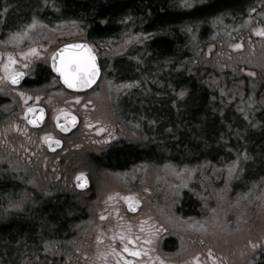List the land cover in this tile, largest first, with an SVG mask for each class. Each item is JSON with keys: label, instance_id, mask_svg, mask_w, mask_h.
<instances>
[{"label": "flooded vegetation", "instance_id": "obj_1", "mask_svg": "<svg viewBox=\"0 0 264 264\" xmlns=\"http://www.w3.org/2000/svg\"><path fill=\"white\" fill-rule=\"evenodd\" d=\"M6 7L0 4V198L7 203L20 197L25 204L57 199L69 204V218L61 233L51 227L50 236H38L39 247L23 253L20 264H59L53 243L64 240L81 247L71 252L70 264H218V241L212 234L215 179L208 191L191 182L172 199L164 194L166 185L159 188L161 183H153L141 169L166 161L155 162L147 156L130 161L110 159L116 150L142 147L120 138L114 124L101 119L93 103L105 72L99 54L103 39L90 42L88 25L82 21L87 20L79 16L36 17L37 29L60 34L49 40L46 33L31 31L39 39L21 38L15 43L11 37L30 19L8 17ZM72 42L87 43L98 60V79L87 89L64 86L51 70L54 51ZM140 128L136 123V129ZM90 142L98 144L92 152ZM91 167L103 173L102 177L108 176L98 189V203H92L95 208L87 202L93 188ZM20 169H35L36 174ZM84 182L86 187L79 188L78 183ZM159 206L162 212L157 211ZM3 211L14 210L5 207ZM18 213L26 216L32 211L21 207ZM208 224L211 231L205 238ZM78 229L84 236L74 237ZM258 237L254 260L246 264H264V234ZM173 253L176 259L169 258Z\"/></svg>", "mask_w": 264, "mask_h": 264}, {"label": "trees", "instance_id": "obj_2", "mask_svg": "<svg viewBox=\"0 0 264 264\" xmlns=\"http://www.w3.org/2000/svg\"><path fill=\"white\" fill-rule=\"evenodd\" d=\"M251 1L191 0L188 5L184 2V6L181 0H0V4H8V17L25 21L32 17L46 20L66 16L84 18L87 21H82L88 25L87 39L95 44L101 39L105 42L106 39L120 38L125 31V35L135 33L136 40L142 38L120 58L110 62V69H107L112 78L124 84H129V78L135 77L136 73L140 76L138 79H143L152 89L150 95L133 92L136 105L129 97L119 105L123 115L121 122L125 126L131 128L129 122L141 124L140 129L135 126L137 139L131 144L142 149L116 150L110 159L130 161L135 156L136 159L147 156L155 162H175L187 167L198 162H202L200 165L207 162L219 165L230 159L229 149L241 148L229 132L232 125L244 129L241 118L233 110L234 107L239 113L243 111L239 101L228 100L227 94H221L219 85L210 81L211 77L227 73L210 63L205 65L196 61L194 53L201 48L198 44L207 22H216L227 14H241ZM185 28L190 30L185 31ZM196 29L198 43L195 48L192 40ZM118 67H122V74ZM150 67L153 68L151 72ZM178 97H182V103ZM183 102L185 106L172 115L171 109ZM167 108L169 112H166ZM253 113L259 133L250 134L247 143L258 166L253 165L254 162L250 164L249 178L264 177V106ZM151 114L154 125L149 126L146 118ZM262 188L264 192V186ZM22 200L15 197L7 203L0 198V264H20L23 253L28 254L31 249L39 247L38 236H50L51 227L61 233L69 218L67 201L41 200L39 203L35 200L33 203L29 200L31 202L23 206ZM10 204H16L15 208H8ZM5 207L14 211L5 214ZM21 207L30 208L32 213L20 215Z\"/></svg>", "mask_w": 264, "mask_h": 264}, {"label": "rangeland", "instance_id": "obj_3", "mask_svg": "<svg viewBox=\"0 0 264 264\" xmlns=\"http://www.w3.org/2000/svg\"><path fill=\"white\" fill-rule=\"evenodd\" d=\"M189 1L191 0H181V4L184 6V2L187 5L192 3ZM243 11V13L236 16L227 14L216 22H207L204 25L205 31L201 38L202 40L198 44L201 48L196 49L194 53V56L197 57L196 61H200L205 65L210 63L217 70L227 73L220 74L219 77H215L216 79L211 77L210 81L213 85H219L218 89L222 95H228V100L239 101V106L243 110L239 113L233 107V110L241 118L244 129H240L235 125H232L229 129V132L233 135L232 137L240 143L238 145L241 147L240 150L229 149L231 153L230 159L219 165H215L213 162L200 165L202 162H198L184 167L175 162L166 161L163 164L154 163L153 167L148 165L145 169L141 168L145 177L149 178L153 183H161L158 186L159 188L162 185H166L167 191L164 194H168L172 199H176L180 189L188 187L191 182L200 183L202 189L208 191L211 180H216L214 190L216 191L217 205L215 206V219H212L215 220L212 234L213 239L218 241V264H246L249 261H253V257L256 255L254 250L260 240L257 236L260 233L264 234V192L262 191L264 177L262 175L249 178L247 172L251 163L254 162L253 165L258 166L247 143L249 141L248 137L251 138L250 134L259 133L256 130L255 113L252 114V112L264 106V37L259 36L261 32H264V0L249 2L245 5ZM35 18H29L27 25L17 31L11 37V41L16 43L21 38L34 41L39 39H34V37L39 36L34 35L35 33H46L44 36L49 40L60 34L37 29L35 26H37L38 21ZM43 22L45 21L43 20ZM62 23L64 24V21ZM189 30L190 28H185V31ZM31 31L34 32L33 36ZM197 31V29L193 31L195 36L192 41L195 43V48L198 43ZM27 34L28 36H26ZM125 34L126 31L124 36L120 38L106 39L99 46V54L105 67V72L100 80L99 95L94 98L93 103L102 116L101 119H106L109 123L114 124L120 138L133 140L137 139L136 134H138L134 130L136 124L129 122L128 125L131 128H128L121 122L123 115L119 110V105L125 103V97H129L133 104L136 105L133 92L150 95L152 89L143 79L139 80L140 76L136 73L135 77L132 75L129 78L131 80L129 84H124L122 81L118 82L114 77L112 78L111 73L108 71L110 62L112 63L117 58H120L126 50L133 48L136 43L142 40V38L136 40L138 36L135 33L129 32V34ZM62 35H65V33H62ZM247 38H250L248 42ZM134 61L137 62V59L134 58ZM152 69L150 67L149 71L151 72ZM118 70L122 74V67H118ZM132 85L134 88L129 93ZM128 93L129 96H127ZM180 101L182 103V100ZM182 106H185L184 102L172 108V115H176L177 111L182 109ZM225 107L228 106L226 105ZM166 112H169V108L166 109ZM128 115L131 117L130 114ZM151 116L152 114L149 115L148 119L146 118L149 126L154 125ZM196 116L198 117L199 114H196ZM219 116L222 117L223 115ZM236 121L240 123V120L236 119ZM167 132H169V129ZM115 133L116 131H114ZM244 143L245 145L243 146ZM97 145L90 142L89 151H94ZM167 151L168 149H166ZM26 170L23 169L21 171ZM27 171L33 174L32 176L36 174L35 169ZM89 171H91L93 188L88 191L87 202H89V208H95L92 203H98L100 197L98 189L108 180V176L102 177L103 173H100L96 167H91ZM158 191L160 192V190ZM22 202L25 201L22 200ZM73 202L78 204L81 201L74 199ZM15 206L16 204H10L8 208H15ZM156 209L162 212V207L159 206ZM209 227L208 224L206 231H203L204 234L202 236L205 238L208 236L206 234H210L211 230H209ZM76 236L82 237L84 232L78 229V233L74 237ZM53 244L55 247L54 253L60 259L59 264H68L67 262L70 264L71 252L80 247L79 245H74L71 240H64L59 243L54 242ZM3 250L7 253V248ZM261 250H264V242L261 244ZM46 252L45 250L44 253ZM176 256V253H173L169 258L176 259Z\"/></svg>", "mask_w": 264, "mask_h": 264}, {"label": "snow or ice", "instance_id": "obj_4", "mask_svg": "<svg viewBox=\"0 0 264 264\" xmlns=\"http://www.w3.org/2000/svg\"><path fill=\"white\" fill-rule=\"evenodd\" d=\"M75 47L81 48L86 46L76 45ZM237 47H239V45H237ZM92 60H94V57L88 58L89 62ZM90 67H91V71L89 70V63H86L85 60L81 58L79 55L71 56L65 59L62 54L61 65L56 70L61 73V75L65 80V83H67L69 87H77V86L86 87L88 83L91 82V77L95 75V65L90 64ZM15 82L16 80L14 78L13 83ZM125 251H127V249H125ZM136 254L137 253H133V255Z\"/></svg>", "mask_w": 264, "mask_h": 264}, {"label": "water", "instance_id": "obj_5", "mask_svg": "<svg viewBox=\"0 0 264 264\" xmlns=\"http://www.w3.org/2000/svg\"><path fill=\"white\" fill-rule=\"evenodd\" d=\"M76 45H83V46H86V47L76 48L75 47ZM62 54H63L65 59L68 58V55H69V57L75 56V55H79L81 58H83L85 60L86 63H89V70L90 71H91L90 64H94L95 65V75L91 77V82L88 83V85L86 87H84V86L69 87L68 84L65 83V80H64L63 76L61 75V73L56 70L61 65ZM89 57H94V60L89 62L88 61ZM50 65H51V70L56 75L59 76L61 83L64 86L69 87L70 89H73V90L87 89V88L91 87L97 81V78H98V75H99V65H98L97 57L92 52V50L87 45V43L73 42V43H69V45L65 44V45L59 47L53 53L51 61H50ZM77 83H79V82H77ZM85 183L86 182H84L83 184L78 183V185H79L78 187L79 188H85L86 185H87V183L86 184ZM81 185H83V186H81Z\"/></svg>", "mask_w": 264, "mask_h": 264}]
</instances>
